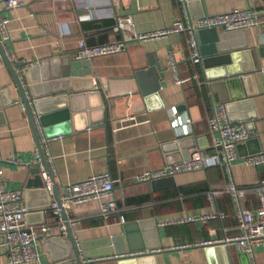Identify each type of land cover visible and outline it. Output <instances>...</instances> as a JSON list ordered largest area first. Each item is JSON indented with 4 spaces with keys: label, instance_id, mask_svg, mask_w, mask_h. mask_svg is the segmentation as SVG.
I'll list each match as a JSON object with an SVG mask.
<instances>
[{
    "label": "crops",
    "instance_id": "crops-1",
    "mask_svg": "<svg viewBox=\"0 0 264 264\" xmlns=\"http://www.w3.org/2000/svg\"><path fill=\"white\" fill-rule=\"evenodd\" d=\"M186 5L193 20L252 7L264 12V0H186ZM4 15L11 29L6 57L28 62L22 68L27 88L32 85L27 77L32 70L30 75L39 81L43 96L54 91L69 96L70 132L48 145L53 156L48 164L54 166L59 197L67 184L82 182L100 171L109 172L116 182V212L105 217L99 202L75 206L71 212L76 221L71 230L84 252L95 256L93 264H249L248 257L233 245H224L227 253L209 256L200 246L240 233L231 196L222 193L215 196L214 202L208 197L209 192L227 187L223 169L211 166L153 182L137 178L186 161L196 151L209 155L213 135L208 120L213 105L220 103L225 104L232 124L245 122L255 132L256 143L242 148L240 154L248 155L257 147L264 150V21L246 31L217 32L226 36L217 41L222 51L218 55L226 56L222 57L226 61L236 55V65L244 70L237 76L240 83L218 87L219 79L207 81L201 64H193L185 33L144 44L131 42L127 49L113 55L76 59L81 40L90 47L120 41L122 33L115 30L119 18L131 17L135 31L140 33L171 26L183 16L177 0H24L23 7ZM213 34L204 30L197 40L200 50L205 51L203 58L219 60L221 57L218 59L214 53L218 43ZM73 63H77L76 69L71 67ZM213 64L210 74L215 77L220 66ZM176 75L184 81L182 85L177 84ZM156 90L150 97L145 96ZM51 106L47 103L45 107ZM174 107L179 116L192 123L186 135L170 125ZM63 125L57 122L51 127ZM36 149V136L23 100L0 54V151L5 161L13 157L21 161L20 165L2 163L7 189L23 192V202L31 209L29 225H46L55 235L58 228L53 225L57 219L51 213L42 218L38 208L47 204L49 197L56 200V195L48 193L41 198L30 184L41 178L34 157ZM233 179L239 187L255 190L264 180V166L255 169L239 161L233 166ZM27 189L28 201L24 195ZM243 205L255 213L259 195L249 192ZM211 212L224 213L226 218L159 225ZM129 223V239L136 254L146 249L155 253L154 257L121 263L114 259L116 255L98 257L113 254V244L108 241L125 235L123 226ZM127 244L126 239L120 243L124 247ZM50 253L56 258L62 254L54 248L49 252L41 242L40 264H73L54 262ZM256 262L264 264L261 247L256 249ZM8 263L5 238L0 233V264Z\"/></svg>",
    "mask_w": 264,
    "mask_h": 264
},
{
    "label": "built area",
    "instance_id": "built-area-1",
    "mask_svg": "<svg viewBox=\"0 0 264 264\" xmlns=\"http://www.w3.org/2000/svg\"><path fill=\"white\" fill-rule=\"evenodd\" d=\"M68 1V0H59ZM112 1V0H111ZM183 8V16L175 20L171 26L148 33H140L135 31L131 17L119 18L116 32L122 33V39L114 43L104 45H96L90 47L85 44L84 40L79 41V51L76 59L91 60L97 56L113 55L128 48L131 42L140 44L148 43V41H156L166 39L171 35L183 34L187 35L188 49L193 64L198 65L204 60L199 40L197 36L201 30H223L224 32L246 31L254 26L260 25L264 21V12H259L255 7L248 10L236 9L225 14H217V16H203L200 19L193 20L190 16L186 0H177ZM24 6V0H0V46H2L5 54L7 50L6 43L11 38V29L9 28L10 20L5 17L4 13L8 10L18 9ZM10 61V60H9ZM174 63V62H173ZM175 65V64H174ZM20 79L25 84L22 76L24 71H18ZM177 76V84L182 85L184 81ZM213 114L209 118V127L213 135L212 152L209 155H203L201 152H194L186 160L177 164H171L163 169L152 171L147 174L140 175L137 179L140 182H153V180L169 179L179 174L187 172L202 171L207 167L217 166L223 169L228 185L222 191H211L208 197L211 202L215 201V196L222 193L231 196L234 211L238 220V236L225 237L223 240H213L203 243L200 246L207 247L210 245L235 246L239 253L247 255L249 264H257L256 249L261 247L264 249V180L260 182L255 190L246 187H239L235 179H233V166L242 161L246 166L252 168H260L264 166V150L256 152V154L242 155L239 147L247 142L255 139V132L245 122L232 124L229 118L225 104H216L212 107ZM174 118L170 125L177 132L186 135L191 131V121L183 119L179 116L177 109L171 108ZM35 123L39 132L42 149H44L45 157L50 164L53 162V156L48 149L49 142L53 139H46L39 117L36 116ZM35 162L41 168V178L45 189L50 195L54 193L53 172L54 166L51 165L50 170L43 168L42 154L40 149L34 152ZM20 165L21 161L16 158L4 160L0 151V233L5 238L8 264H40L41 263V238L50 237L51 228L46 225H29L27 215L30 213L28 207L23 202V192L21 190H8L6 179L4 177V169L2 163ZM49 165V164H48ZM115 186L111 175L107 171H100L92 176L84 179L82 182L67 184L64 186L59 200H52L45 215L51 213L57 224L58 231L61 235L66 236V223H70L71 228L76 223L71 217L73 207L84 205L90 202L100 203V212L105 216H109L118 210V203L115 200ZM255 191L259 195L260 205L255 213L245 209L243 202L249 192ZM62 213L65 214L67 220L61 218ZM226 218V214L220 212H211L206 214L191 215L184 218H174L159 223V225L184 224L206 222L208 220H221ZM124 217L121 222L124 223ZM184 248V247H178Z\"/></svg>",
    "mask_w": 264,
    "mask_h": 264
},
{
    "label": "water",
    "instance_id": "water-1",
    "mask_svg": "<svg viewBox=\"0 0 264 264\" xmlns=\"http://www.w3.org/2000/svg\"><path fill=\"white\" fill-rule=\"evenodd\" d=\"M204 30H201L200 32H202ZM214 32L213 36H214V40H216V42L219 39H223L224 37H226L224 34H220L217 33L219 31L218 30H209ZM221 32L223 30H220ZM226 33H230V32H226ZM233 33V32H232ZM235 33V32H234ZM218 43V42H217ZM216 52H214L216 55L222 53L221 51V46L220 44H216ZM202 55L204 56L205 51H201ZM0 54L1 57L4 61V63H6L7 67L9 68L13 79L18 87L19 93H20V97L23 100V105L25 108V112L26 115H28V119L31 123V127L33 132L35 133L36 136V140H37V146L38 149H40L41 154H42V164L45 167V169L48 171L50 170V167L48 165V161L45 157L44 154V149H42V144H41V139H40V135L39 132L37 131V126L35 123V118L36 116L39 117V121H40V125L43 129V132H45V138L47 139H53L56 138L58 136L63 135L66 131H69V125H70V121H71V109H70V104H69V96H67L66 94L60 95V94H56L55 91L53 93H46L45 96L42 95L41 91H40V87L37 85L39 84V81H35L32 79L30 72H28V80L31 81L32 85L30 86V88H27V85L23 83V81L20 79L19 73L18 71L21 70L22 68L27 67L28 62H22V61H9V59L6 57V54L2 48V46H0ZM219 56V57H218ZM218 59L221 57L220 60V64L218 63L219 60H213L212 58H204V60L201 62V67L203 68L204 72H205V76L207 81H213V80H218L219 84H216L222 87L225 86H231L234 84H238L241 82L240 78H237V76L241 75V73L244 71L242 68H239L236 64H237V57L236 55H231V63L230 60H225L222 57H226V56H220L218 55ZM213 63H215L216 66H220L219 70L217 71L218 74L217 76H212L210 73L211 71V67L214 65ZM234 65V66H233ZM77 63H73L71 64V67H73L74 69L77 68ZM237 66V67H236ZM65 76V75H63ZM228 76H236V78H230ZM65 84V83H64ZM63 85V84H62ZM213 84H211L212 86ZM215 85V87H216ZM213 88V86L211 87ZM62 90V89H59ZM158 90V89H157ZM157 90L150 93V94H145V96H151L154 93H157ZM31 92V94H30ZM47 103L51 104L52 106L50 108H46L45 106L47 105ZM63 123V127L62 128H56V127H51L52 124L54 123ZM70 132V131H69ZM256 143L255 140H251L249 142H247L245 145H241L239 147V150H241L244 147L250 146L252 144ZM261 150L260 147H257L256 151L250 152V154H256V152H259ZM53 177V176H52ZM53 182L55 184V180L54 177L52 178ZM30 184H33L34 187H36L37 191L40 192V197L43 198V196H48V192L44 187L43 184V180H41V178L35 180V181H31ZM30 189V188H28ZM25 190L24 195H25V199L28 201V194H29V190ZM54 193L56 195V200H59V195H58V188L57 185H54ZM49 202L43 203L40 208V210H38V212L40 213V215L42 216V218H44V212L46 210H48L49 206L51 205L52 201L49 197ZM29 209V208H28ZM31 209H29L30 211ZM31 213H29L26 217V219L28 220V216ZM61 218H63L64 220H67L68 218H66L65 214L62 213ZM44 224V222L42 223ZM57 224V223H56ZM54 224L53 227L54 228H58L59 225ZM134 225H137V222L134 223ZM131 226V223L124 225L123 226V234L125 235H119L118 237H115L113 240L108 241V243L113 244V250L111 249L110 252H112L113 254H102V255H97L98 257H102L104 255H116L114 258L117 262L121 263V262H133V261H137L139 258H143V257H151L153 258L155 253L152 252H146V249H142L143 252H141V254L137 253L136 254V250H134L135 248H133L132 242L129 239V233L131 232V230H129V227ZM126 239L127 241V247L125 245V247L123 245H120V243H123V241ZM41 241L43 242V245L45 246V248L50 252L51 250L54 249H58L62 254L57 255L59 257H54L52 253V261L56 262H61V261H65L68 262L70 261L73 264H93L95 263V261H93L92 259L95 256L90 255L89 253L84 252L83 248L80 247L77 243L76 237L74 236L72 230H71V225L70 223L67 221L66 223V236H63L59 233V231L53 235V233L50 234V237L48 238H41ZM206 249V254H208V256L210 254H214V253H221V252H226L227 250L224 249V246L222 245H210L207 247H203ZM141 251V250H139ZM244 254V253H242ZM246 255V254H244ZM247 256V255H246Z\"/></svg>",
    "mask_w": 264,
    "mask_h": 264
}]
</instances>
